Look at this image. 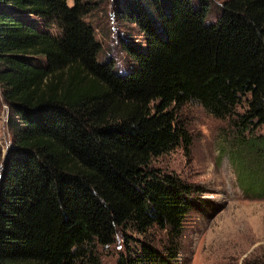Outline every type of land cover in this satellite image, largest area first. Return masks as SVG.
Wrapping results in <instances>:
<instances>
[{"label":"trees","instance_id":"obj_1","mask_svg":"<svg viewBox=\"0 0 264 264\" xmlns=\"http://www.w3.org/2000/svg\"><path fill=\"white\" fill-rule=\"evenodd\" d=\"M66 1L0 0V94L12 132L0 170V264H98L93 246L151 228L165 234L162 251L139 240L119 264H172L193 192L151 158L189 143L177 113L194 102L235 118L241 132L261 126L241 145L264 159V0H224L212 19L208 0H118L116 15L145 40L121 38L133 64L123 75L111 58L96 60L87 5ZM253 182L263 195L264 180Z\"/></svg>","mask_w":264,"mask_h":264},{"label":"rangeland","instance_id":"obj_2","mask_svg":"<svg viewBox=\"0 0 264 264\" xmlns=\"http://www.w3.org/2000/svg\"><path fill=\"white\" fill-rule=\"evenodd\" d=\"M82 1L89 9L84 19L100 45L96 60L102 63L111 58L115 74L127 73L133 64L122 48L121 38L142 48L144 34L134 23L116 15L118 0ZM222 1L208 0L210 19L216 16ZM27 20L36 29H45L40 18ZM35 63L43 64L44 57L38 56ZM243 111V104L235 109L236 114ZM8 114L0 94V170L12 139ZM177 114L189 143L177 145L150 161V166L175 174L192 187L193 205L184 217L172 264H264V194L250 186L253 181L264 180V159L247 154L241 145L251 133L261 134L262 127L241 132L233 122L235 118L213 117L194 102L181 106ZM125 234L126 238L118 233L110 245L93 246L92 255L98 264H119L125 247L137 245L139 240L160 251L166 241L165 234L157 228L148 229L143 236L128 230ZM78 264L94 262L83 260Z\"/></svg>","mask_w":264,"mask_h":264}]
</instances>
